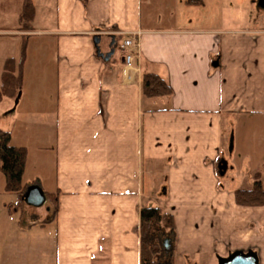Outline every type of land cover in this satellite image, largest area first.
<instances>
[{"label": "crops", "instance_id": "1", "mask_svg": "<svg viewBox=\"0 0 264 264\" xmlns=\"http://www.w3.org/2000/svg\"><path fill=\"white\" fill-rule=\"evenodd\" d=\"M213 1L222 2L32 0V32L0 31L11 42L28 37L43 53L40 65L55 66L52 97L22 89L2 102L15 106L5 111L14 114L5 122L11 144L26 148L15 131L20 102L33 101L21 131L39 133L41 158L28 152L24 185L49 201L35 208L23 195L19 207L15 195L9 206L38 232L29 242L21 229L25 264H141L140 210L149 206L175 221L168 264H219L236 253L264 264V204L236 200L256 181L264 186V21L227 28L224 11L195 12ZM97 35L104 53L112 36L119 44L134 37L133 67L120 48L110 61L99 58ZM146 73L162 77L172 97L144 98Z\"/></svg>", "mask_w": 264, "mask_h": 264}, {"label": "rangeland", "instance_id": "2", "mask_svg": "<svg viewBox=\"0 0 264 264\" xmlns=\"http://www.w3.org/2000/svg\"><path fill=\"white\" fill-rule=\"evenodd\" d=\"M25 2L26 0H0V31H14L21 28L20 17L23 13ZM32 3L34 4V2ZM263 3L264 0H222V2L218 5L216 1H213L210 3L211 5H206L205 7L201 3H198L195 5V12L207 14L211 12L214 14L213 11H217L218 13L219 11H224L225 16L227 17V28H237L238 26L245 27V25L254 28L256 26H260L264 21ZM39 9V13L41 14V6ZM245 19H247V23H245ZM18 39L19 40L14 39V42H11V38L0 37V84L1 72L2 70L4 71L3 64L5 62V58L15 57L16 66L18 68L23 61L24 56V64L22 67V89H25L26 92L27 90L30 92L47 91L48 94H50V97H52L55 83L54 62L49 63L48 65H40L39 61L42 60L43 53L40 54L38 52V56H36L37 52L32 51L34 50L33 42L26 41L28 37L25 38L24 41L23 37H19ZM123 41L124 39L122 38L121 42L123 43ZM38 80L40 83L37 82ZM22 92L23 91H21V93ZM19 95L17 99L19 98ZM27 99L28 98L25 96L20 102V110L24 115H21L18 118L19 122L17 125L18 129L16 128L15 131V143H20L28 148V152L33 155L32 159L36 160L37 158H41L39 155V152L41 151H39L40 149L37 148L38 145L33 140L35 139V135H38L39 133L34 129V132L30 133L29 138L26 139V137H24V132L21 131L23 127L27 126L26 124H29L27 122L28 118L25 116L33 107V101ZM11 106L15 108V106L12 105L11 100H5L3 105H0V128L6 131L11 129L6 126L5 122L11 121V117L14 114L7 115L5 114V111L9 110L10 112ZM40 119H42V117H40ZM28 126L38 127L42 125ZM5 189L6 178L0 169V264H25V262L30 261L31 259L30 256L26 255L25 251H23L22 254L18 251L19 249H23L25 243L27 242L22 239L24 235L22 234L21 229H25L27 232L26 238L29 242L36 240L38 232H32V230L29 229L31 226H28V222L33 219L28 220L27 214H25L24 211H20L16 215L14 213L11 214L9 206L10 204L16 202V194L8 193ZM48 202L49 201L47 200L44 206H48ZM48 237L50 236L48 235ZM161 245L164 250L163 243ZM159 264H168L167 260H164V253L159 258Z\"/></svg>", "mask_w": 264, "mask_h": 264}, {"label": "trees", "instance_id": "3", "mask_svg": "<svg viewBox=\"0 0 264 264\" xmlns=\"http://www.w3.org/2000/svg\"><path fill=\"white\" fill-rule=\"evenodd\" d=\"M87 4V0H81ZM35 18V6L32 0H26L20 17V31L32 32ZM23 61L17 68L16 61L8 59L4 66L0 87V105L5 98L17 99L23 88ZM19 69V70H18ZM142 95L148 100L169 99L173 91L169 84L159 75L146 73L142 78ZM28 160V150L11 144V133L0 128V169L6 178V192L19 196L17 206L24 205L23 195L26 191L24 173ZM58 193L50 194L53 216L58 212ZM237 203L242 206H261L264 204V186L256 181L251 190L236 192ZM175 221L172 215L164 213L160 208L149 206L140 210L141 264H159L161 255L166 254L162 243L172 239Z\"/></svg>", "mask_w": 264, "mask_h": 264}, {"label": "water", "instance_id": "4", "mask_svg": "<svg viewBox=\"0 0 264 264\" xmlns=\"http://www.w3.org/2000/svg\"><path fill=\"white\" fill-rule=\"evenodd\" d=\"M102 37L97 35L93 39V43L96 49V53L99 58L104 61H110L116 54V50L119 48V42L115 36L111 37V42L109 45V51L104 53L101 48ZM221 174L226 170V163L220 166ZM24 202L32 207L39 208L44 206L46 203V196L43 191L38 186H32L27 189L23 198ZM163 247L165 250H170L171 243L170 240L166 239L163 241ZM219 264H258L257 259L254 254L249 253L248 255H243L241 253H236L228 259H221Z\"/></svg>", "mask_w": 264, "mask_h": 264}, {"label": "built area", "instance_id": "5", "mask_svg": "<svg viewBox=\"0 0 264 264\" xmlns=\"http://www.w3.org/2000/svg\"><path fill=\"white\" fill-rule=\"evenodd\" d=\"M137 47V41L134 37H127L124 39L123 43L119 45V48L121 50L124 57L125 67L126 69L132 68L133 64L138 56L134 51Z\"/></svg>", "mask_w": 264, "mask_h": 264}]
</instances>
